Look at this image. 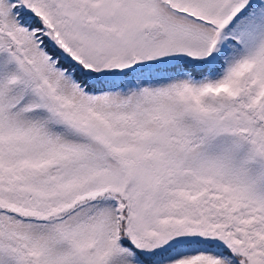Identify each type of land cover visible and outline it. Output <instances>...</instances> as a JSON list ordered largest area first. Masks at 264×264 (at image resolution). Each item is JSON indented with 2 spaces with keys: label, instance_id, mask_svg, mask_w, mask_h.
<instances>
[{
  "label": "snow or ice",
  "instance_id": "1",
  "mask_svg": "<svg viewBox=\"0 0 264 264\" xmlns=\"http://www.w3.org/2000/svg\"><path fill=\"white\" fill-rule=\"evenodd\" d=\"M0 264H264V0H0Z\"/></svg>",
  "mask_w": 264,
  "mask_h": 264
}]
</instances>
